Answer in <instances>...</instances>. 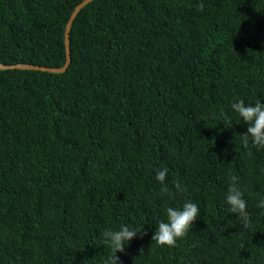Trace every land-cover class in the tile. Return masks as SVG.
I'll return each instance as SVG.
<instances>
[{
  "label": "trees",
  "instance_id": "obj_1",
  "mask_svg": "<svg viewBox=\"0 0 264 264\" xmlns=\"http://www.w3.org/2000/svg\"><path fill=\"white\" fill-rule=\"evenodd\" d=\"M84 1L0 0V64L65 67ZM69 44L65 73L0 69V264H103L121 224L145 225L122 264H264V150L230 107L264 102V0H93ZM186 199L200 219L157 244Z\"/></svg>",
  "mask_w": 264,
  "mask_h": 264
},
{
  "label": "clouds",
  "instance_id": "obj_2",
  "mask_svg": "<svg viewBox=\"0 0 264 264\" xmlns=\"http://www.w3.org/2000/svg\"><path fill=\"white\" fill-rule=\"evenodd\" d=\"M232 112L239 118L241 123L247 125V132L242 136L247 143L250 138L251 144L259 150H264V102L257 99L254 103H246L242 98L231 103ZM224 125L231 128L230 122ZM169 169L160 167L155 169V179L163 186V191L168 192L167 178ZM176 194L183 193L186 189L180 181H174ZM169 198L174 199V195L169 193ZM224 204L227 205L228 212L234 214L245 228L249 226L250 213L248 211V201L245 199L244 190L237 177H232L227 192L225 193ZM257 208L264 209V198L257 201ZM166 219L156 223V230L152 235V240L161 246L176 247L178 241L188 236L196 221L201 217V210L198 203L191 199H186L181 207L168 206L165 209ZM145 225L140 227L121 224L118 228H109L102 232L100 244L107 250L108 254L103 259V264H122L120 253H125L126 248L137 238L138 234L144 231Z\"/></svg>",
  "mask_w": 264,
  "mask_h": 264
},
{
  "label": "water",
  "instance_id": "obj_3",
  "mask_svg": "<svg viewBox=\"0 0 264 264\" xmlns=\"http://www.w3.org/2000/svg\"><path fill=\"white\" fill-rule=\"evenodd\" d=\"M93 0H85L82 4H80L76 10L74 11L68 26H67V31H66V48H67V57L68 61L65 67L60 68V69H50V68H45V67H37V66H32V65H15V66H7V65H1L0 64V69L1 70H8V69H24V70H40V71H48L51 73H65L70 65L71 62V50H70V44H69V37H70V32L72 30L73 23L75 19L77 18L78 14L80 11L88 5L90 2Z\"/></svg>",
  "mask_w": 264,
  "mask_h": 264
}]
</instances>
